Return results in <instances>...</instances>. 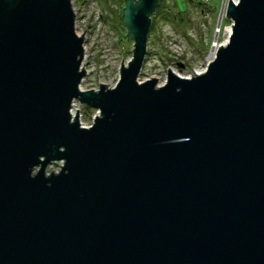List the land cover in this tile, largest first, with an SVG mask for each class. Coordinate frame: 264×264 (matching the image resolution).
Listing matches in <instances>:
<instances>
[{
	"label": "water",
	"instance_id": "1",
	"mask_svg": "<svg viewBox=\"0 0 264 264\" xmlns=\"http://www.w3.org/2000/svg\"><path fill=\"white\" fill-rule=\"evenodd\" d=\"M159 1L125 0L133 59L94 91L73 0H0V264H264V0L161 87L138 82Z\"/></svg>",
	"mask_w": 264,
	"mask_h": 264
},
{
	"label": "rangeland",
	"instance_id": "2",
	"mask_svg": "<svg viewBox=\"0 0 264 264\" xmlns=\"http://www.w3.org/2000/svg\"><path fill=\"white\" fill-rule=\"evenodd\" d=\"M221 1L211 0L204 8L209 12H200L202 7L188 4V12L184 16L189 20L186 29L158 19L157 29H150L148 33L147 52L138 82L143 83L152 78H157V83L166 82L168 69L187 78L195 71L207 68L210 45L215 38V31H219L217 16ZM120 6L121 0H108L106 4L100 0H73L75 29L84 38L82 70L86 73L80 85L82 90L98 91L101 84L113 88L120 79L122 60L123 66H128L133 59L134 41L128 39L123 18L124 26L119 24L117 18ZM166 10L171 15L176 14L175 0L166 1ZM231 23L226 18L223 26L229 27ZM222 30L218 37L220 42L226 39L225 31ZM72 110L75 114L79 110V121L84 127L91 126L99 115L97 109L79 100H75ZM61 164H50L47 173L58 171Z\"/></svg>",
	"mask_w": 264,
	"mask_h": 264
},
{
	"label": "trees",
	"instance_id": "3",
	"mask_svg": "<svg viewBox=\"0 0 264 264\" xmlns=\"http://www.w3.org/2000/svg\"><path fill=\"white\" fill-rule=\"evenodd\" d=\"M78 1V0H76ZM102 2H104L105 4L107 3L108 0H100ZM166 1L167 0H160L159 5L155 11V14L153 15L152 19V23H151V30L154 31L155 29H157L156 26V22L158 21V19L165 21V22H169L171 23L173 26L177 27V28H184L186 29L188 27V23L189 20L187 19L186 16L188 10H187V6L188 4L192 3V4H196L197 6H200L204 9V5H202L200 3L199 0H175V6L177 8V12L174 15H171L167 10H166ZM125 5L124 0H121V6H120V13L118 14L117 18L119 19V24L123 25L122 22V9L124 8L123 6ZM203 10L201 9L200 12H202ZM179 17V19H178ZM181 25V27H180ZM183 29V30H184ZM151 31V32H152Z\"/></svg>",
	"mask_w": 264,
	"mask_h": 264
},
{
	"label": "bare ground",
	"instance_id": "4",
	"mask_svg": "<svg viewBox=\"0 0 264 264\" xmlns=\"http://www.w3.org/2000/svg\"><path fill=\"white\" fill-rule=\"evenodd\" d=\"M228 3V0H226V2H225V4H224V7H223V5L221 6V9H220V12H219V15H218V17H217V21H218V28H220L221 29V27H222V24H223V21L226 19V6L228 5L227 4ZM231 35V31H230V29H226V32H225V37H226V39L224 40V41H219L218 40V37H219V33H215V38H214V40H213V44L211 45V49H210V56L208 57V62H210L213 58H214V56H215V54L217 53V50L221 47V46H225V45H227V43H228V39H229V36ZM205 70H206V68H204V69H200V70H197V71H195L194 73H193V75H191V76H194V75H198V74H202V73H204L205 72ZM171 72H173L174 74H177L178 75V73H176L175 72V70H172ZM179 76V75H178ZM182 77V76H181ZM166 84V82L165 81H162V82H159L158 81V83H157V86L158 87H161V86H164ZM77 114V113H76ZM76 114H75V111L74 110H71V116H72V118H75L76 117ZM78 118H79V114H78Z\"/></svg>",
	"mask_w": 264,
	"mask_h": 264
},
{
	"label": "built area",
	"instance_id": "5",
	"mask_svg": "<svg viewBox=\"0 0 264 264\" xmlns=\"http://www.w3.org/2000/svg\"><path fill=\"white\" fill-rule=\"evenodd\" d=\"M203 3H209L210 2V0H201ZM229 1L230 0H228V3L227 4H229ZM232 1V3H234L235 5H237L238 3H239V1L240 0H231ZM225 2H226V0H222V5H223V7H224V4H225ZM227 7V6H226ZM226 29H230V31L232 30V25H230L229 27H225ZM226 29H224V31L226 32ZM219 30H220V28H219ZM216 33H219V31L218 32H216ZM224 35H225V33H224ZM213 43V42H212ZM75 102V101H74ZM74 102H73V104H74ZM72 104V105H73Z\"/></svg>",
	"mask_w": 264,
	"mask_h": 264
}]
</instances>
